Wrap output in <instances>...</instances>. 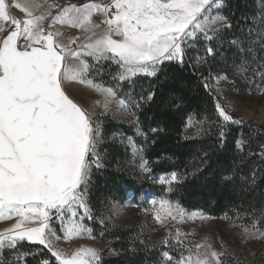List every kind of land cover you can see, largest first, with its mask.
Returning <instances> with one entry per match:
<instances>
[{"label": "snow or ice", "instance_id": "1", "mask_svg": "<svg viewBox=\"0 0 264 264\" xmlns=\"http://www.w3.org/2000/svg\"><path fill=\"white\" fill-rule=\"evenodd\" d=\"M220 2L89 0L60 6L47 0L44 4L36 0H0V221L15 219L10 227L0 231V250H16L26 241L42 245L56 264H102V254L93 247L80 246L66 253L54 247L51 239H60L54 220L59 222L65 241L95 238L93 229L85 223L86 219H93L88 187L93 166L104 167L99 150L101 132L93 113L67 92L65 84L75 82L95 91L102 97L95 105L105 112L115 104L135 115L132 106L141 108L140 101H145V97L141 94L139 100L135 98L134 77L156 76L165 62H176L182 67L186 48H191L200 36L208 42L207 55L216 58L212 43L222 39V35L220 29L212 26L231 27L226 17L213 12ZM13 9L23 13V18L14 15ZM54 9L58 10L54 13ZM94 17H102L101 22L95 23ZM64 27L79 30L83 36L65 43L60 30ZM260 27L264 29V20ZM253 35L249 29V37ZM255 42L264 47V33L255 34ZM232 44L242 54L254 53L251 45L245 49L238 40ZM86 57L117 64L120 71L114 80L122 82L121 87L128 83L132 91L120 96L114 88L89 79L93 65ZM252 60L264 79V59L253 55ZM248 63L243 57L237 67L246 71ZM214 78L217 85L227 80L226 75ZM204 86L210 87L208 83ZM154 95L150 92L146 100H153ZM215 107L224 122L220 132L223 143L227 139L224 126L242 122L234 120L218 99ZM136 123L139 126L138 117ZM137 134L144 135L147 142L146 133ZM237 143L239 146L240 141ZM129 145L139 157L140 170L149 172L143 146L131 138ZM180 180L173 172L170 179L160 178L159 183L172 185ZM136 198V193L127 192L128 206H135L132 201ZM152 203L155 206L156 201ZM186 216L208 218L196 211L189 215L179 205L160 200L155 219L163 223L170 217L180 222ZM255 227H244L246 236L254 237ZM176 235H181L179 230ZM195 249L193 252L190 248L175 264H222L220 257L224 253L213 250L210 244H196ZM163 256L172 264L173 257L168 252ZM43 264H51V260L43 259Z\"/></svg>", "mask_w": 264, "mask_h": 264}, {"label": "trees", "instance_id": "2", "mask_svg": "<svg viewBox=\"0 0 264 264\" xmlns=\"http://www.w3.org/2000/svg\"><path fill=\"white\" fill-rule=\"evenodd\" d=\"M223 14L231 27L221 33L222 39L212 43L215 59L203 52L198 65L190 51L182 67L165 63L156 76L137 79L135 98L139 100L141 94L145 97V101H140L141 108L133 106L139 126L135 123L132 127H106L107 135L115 128L143 146L150 171L139 180L133 164L140 160L131 153L130 146L107 143L104 167L92 170L88 189L90 208L96 216L110 202L125 200L127 192L136 193L138 198L145 189H154L152 182L156 177L175 172L181 177L179 183L159 185L173 204L185 211L224 216L264 231V132L251 122L228 124L224 126L227 139L222 143L224 122L216 112L218 96L211 87L212 76L227 68L234 53L238 55L232 41L241 40L246 45L249 29L264 33L260 27L264 0H227ZM251 44L254 53H243L249 64L253 63V55L264 59L261 43ZM205 83L210 87L206 89ZM150 92L155 95L147 101ZM154 128L156 132L152 131ZM138 131L147 134L146 143ZM190 132L193 133L189 135ZM102 242L114 252V257L104 254L102 264H163L165 249L142 242L133 229H112ZM46 258L56 264L42 246L23 242L21 248L4 250L1 264H43ZM224 264L240 262L228 258Z\"/></svg>", "mask_w": 264, "mask_h": 264}, {"label": "rangeland", "instance_id": "3", "mask_svg": "<svg viewBox=\"0 0 264 264\" xmlns=\"http://www.w3.org/2000/svg\"><path fill=\"white\" fill-rule=\"evenodd\" d=\"M47 2L66 6L69 4L80 5L89 2V0H47ZM96 2H100V0H96ZM104 2H107V0H104ZM226 2L227 0H221L219 7L213 10L214 14L224 16L223 11ZM36 3L44 4L45 0H36ZM57 10L58 9H54V13ZM12 11L18 18H23V13H20L18 9H13ZM93 19L95 23H100L102 17H94ZM56 27L59 28L60 26L57 25ZM212 27L214 29H220L221 33L228 28L222 24H216ZM60 30L63 33L62 39L65 43L71 38L83 36V34L76 29L64 27ZM257 33L258 32H254L251 38L248 34L246 38L248 43L246 45L243 44L244 48L245 46L246 49L249 45L252 46L251 42L257 43L258 45L261 43L255 42V34ZM207 44L208 42L203 36H200L199 40L195 41L191 48H186V54L191 51L192 55L195 56V61H197L198 65H201L200 61L202 60L201 56L203 52L207 54ZM72 47L75 48V45H72ZM234 47L238 55L234 53V56L228 61L227 68H222L217 75L212 76L211 87L218 96L221 105L227 108L228 114L231 115L234 120L242 122L239 125L251 122L256 128L264 132V79L259 75L261 69L257 68L256 61H253L252 64L248 63L245 66L246 71L245 69H238L237 66L240 64L241 59L246 56L242 54L236 46ZM85 59L93 65L88 76L89 79L94 80L98 84H103L105 87L114 88L120 96H125L132 91L128 83H123L121 87L120 85L122 82L118 79L114 80V76L120 71L117 64L103 59L97 62L92 60L91 57H86ZM104 66L106 68H104ZM253 69H255V71H253ZM218 75H226L227 80L217 85V81L214 77ZM151 77L153 76L139 75L133 79L137 80ZM65 88L81 106L89 109L93 113L94 123L100 128L101 132L99 150L102 157L104 155V147L107 143L116 142L125 147L130 146L129 140L131 137H126L123 132L117 131L115 128L113 133L107 135L108 128L106 127H108V125H113V127H132L136 123L135 115L120 110L115 104H112L109 110L105 112L103 107L95 105V101L102 99V97L98 96L95 91L85 85L67 82ZM218 88L220 89L219 92L217 90ZM192 133L193 132H190L189 135ZM131 153L134 154L132 148ZM135 159L134 157V160ZM93 169H96L95 166H93ZM133 169V171L139 175V180H141L142 175H147V172L140 170L139 164H133ZM160 178L170 179V176L159 175L156 177L152 182L154 189H145L142 192L143 195H140V197L132 201L135 206H128L130 202L125 199L123 201L110 202L98 216L92 212L93 219H86L85 223L93 229L94 239H89L85 236L84 238H75L70 241H65L63 239V233L60 231L59 222L54 220L53 224L56 228V234L60 237V239L51 237L54 247L66 253H70L80 246L93 247L102 254V258L106 253L109 257H114V252H112L110 245L102 242V240L105 239L107 233L112 229L125 228L133 229L142 242H147L150 245L165 249V252H168V254L173 257L172 264H175V261L179 260L181 256H186L190 248L195 252L196 244H203L205 246L210 244L213 250L223 252L224 254L220 257L222 264H224L225 260L228 258H232L235 262H240V264H264V231H258L253 228L255 236L248 237L243 231L246 226L224 216L214 217L203 213L204 216L208 217L207 219H189L186 216L182 221L177 222L169 217L164 220L163 223L157 222L155 215L156 210L159 208V201H169L166 194L162 193L159 189V185H164L159 183ZM153 201H156L155 206L152 203ZM169 202L173 204L171 201ZM185 212L189 215L192 213L190 211ZM101 220L104 221L103 224H101ZM14 222L15 219L0 221V231L10 227ZM177 230L181 233L179 237L176 235ZM25 243L28 242L25 241ZM4 250L11 249L5 247L3 250H0V264L1 255ZM205 250L206 247L202 248L200 251L204 252ZM49 254L51 255V253ZM163 264H168V262L164 260V256Z\"/></svg>", "mask_w": 264, "mask_h": 264}]
</instances>
